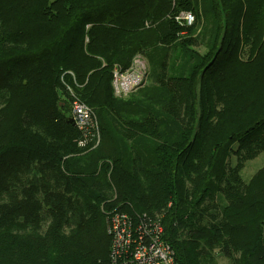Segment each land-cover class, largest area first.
<instances>
[{
  "label": "trees",
  "instance_id": "obj_1",
  "mask_svg": "<svg viewBox=\"0 0 264 264\" xmlns=\"http://www.w3.org/2000/svg\"><path fill=\"white\" fill-rule=\"evenodd\" d=\"M260 153L264 0H0V264H109L114 210L158 217L177 264H264Z\"/></svg>",
  "mask_w": 264,
  "mask_h": 264
},
{
  "label": "built area",
  "instance_id": "obj_2",
  "mask_svg": "<svg viewBox=\"0 0 264 264\" xmlns=\"http://www.w3.org/2000/svg\"><path fill=\"white\" fill-rule=\"evenodd\" d=\"M174 19L182 26H191L196 16L191 11H181ZM146 63L136 58L134 66L122 72L114 68L113 83L121 95L134 90L145 78ZM71 118L82 132L79 147L97 146L100 142L98 122L91 108L72 93ZM106 232L110 237L109 264H177L174 251L163 238L160 219L146 213L131 216L117 210L109 211Z\"/></svg>",
  "mask_w": 264,
  "mask_h": 264
},
{
  "label": "rangeland",
  "instance_id": "obj_3",
  "mask_svg": "<svg viewBox=\"0 0 264 264\" xmlns=\"http://www.w3.org/2000/svg\"><path fill=\"white\" fill-rule=\"evenodd\" d=\"M139 56V55H138ZM137 56V58H138ZM264 165V153H260L256 158L253 160H249L244 163V167L242 169V174L244 178H250L260 167ZM216 261L218 264H232L230 263L229 258H226L221 253L217 254Z\"/></svg>",
  "mask_w": 264,
  "mask_h": 264
},
{
  "label": "crops",
  "instance_id": "obj_4",
  "mask_svg": "<svg viewBox=\"0 0 264 264\" xmlns=\"http://www.w3.org/2000/svg\"><path fill=\"white\" fill-rule=\"evenodd\" d=\"M123 88V86H118L117 88H115L116 89V95H121L120 93H119V90L120 89H122Z\"/></svg>",
  "mask_w": 264,
  "mask_h": 264
},
{
  "label": "water",
  "instance_id": "obj_5",
  "mask_svg": "<svg viewBox=\"0 0 264 264\" xmlns=\"http://www.w3.org/2000/svg\"><path fill=\"white\" fill-rule=\"evenodd\" d=\"M69 121L73 122V119L71 118ZM74 123V122H73Z\"/></svg>",
  "mask_w": 264,
  "mask_h": 264
},
{
  "label": "bare ground",
  "instance_id": "obj_6",
  "mask_svg": "<svg viewBox=\"0 0 264 264\" xmlns=\"http://www.w3.org/2000/svg\"><path fill=\"white\" fill-rule=\"evenodd\" d=\"M172 248V247H171ZM176 260V259H175Z\"/></svg>",
  "mask_w": 264,
  "mask_h": 264
}]
</instances>
